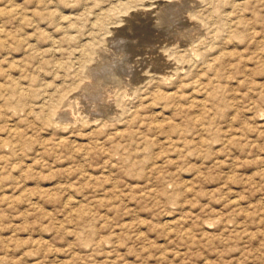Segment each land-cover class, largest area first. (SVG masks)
Masks as SVG:
<instances>
[{"label":"rangeland","instance_id":"obj_1","mask_svg":"<svg viewBox=\"0 0 264 264\" xmlns=\"http://www.w3.org/2000/svg\"><path fill=\"white\" fill-rule=\"evenodd\" d=\"M0 264H264V0H0Z\"/></svg>","mask_w":264,"mask_h":264},{"label":"bare ground","instance_id":"obj_2","mask_svg":"<svg viewBox=\"0 0 264 264\" xmlns=\"http://www.w3.org/2000/svg\"><path fill=\"white\" fill-rule=\"evenodd\" d=\"M186 1V0H185ZM165 12H167V11H165ZM166 16V15H165ZM164 22V21H163ZM200 23V22H199ZM194 39V38H193ZM192 42V41H191ZM193 43V42H192ZM100 49V48H99ZM110 49V48H109ZM102 59V58H101ZM97 66V65H96ZM94 70V69H93ZM97 70V69H96ZM99 78V77H98ZM109 78V77H108ZM91 80V79H90ZM94 80H95V78H94ZM82 82V81H81ZM104 82V81H103ZM93 85V84H92ZM109 85V84H108ZM80 86V85H79ZM96 86V85H95ZM94 86V87H95ZM116 87V86H115ZM115 87H114V89H115ZM79 88V87H78ZM92 88V87H91ZM113 88V87H112ZM117 88V87H116ZM108 94V93H107ZM115 94V93H114ZM108 97V96H107ZM112 98V97H111ZM118 99V98H117ZM117 101V100H116ZM115 101V102H116ZM80 103V102H79ZM61 104H63V103H61ZM102 105V104H101ZM116 106V105H115ZM64 110V109H63ZM71 110V109H70Z\"/></svg>","mask_w":264,"mask_h":264}]
</instances>
